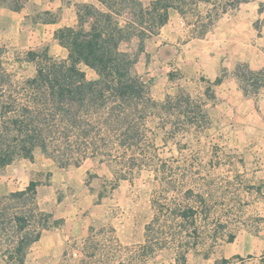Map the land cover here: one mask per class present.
<instances>
[{
  "label": "rangeland",
  "instance_id": "374dc122",
  "mask_svg": "<svg viewBox=\"0 0 264 264\" xmlns=\"http://www.w3.org/2000/svg\"><path fill=\"white\" fill-rule=\"evenodd\" d=\"M25 6L29 14L17 32L8 31L6 19L0 18V78L13 82L35 74L36 61L28 59L29 50L36 52V60L45 52L57 60L67 57L53 40L50 27L35 26L60 17V12L44 14L27 0ZM129 40H123L120 48L137 62L142 49L138 41V49L131 51L136 40ZM136 62L132 71L142 76L151 91L155 81L151 72L144 71L146 63ZM82 70L86 79L96 78L88 66ZM3 88L5 94H25L19 86ZM175 89V96L188 94L179 83ZM172 96L150 105L145 121H136L134 136L128 140L103 138L90 122L91 138L48 140L46 151L34 148L32 161L17 157L0 169H24L27 183L31 179L38 182V210L49 214L48 228L41 240L27 248L24 264H168L173 255L182 264L183 250L195 244L197 254L204 258L211 253L221 256L225 242L243 227L242 218L256 222L264 215V184L253 186L248 194L230 186L239 163L237 155H248L252 174L258 164L253 158L262 156L264 163V140H207L201 98L189 95L192 102L185 105ZM243 201L258 203L234 209V204L241 206ZM187 206L196 208L194 214L183 221L175 219L173 210ZM74 212L81 214L75 217ZM61 214L67 220L79 218V222L95 225L86 232L67 233L61 226ZM258 226L250 224L255 231ZM1 253L0 264H9ZM223 259H218L219 264L229 260L222 263Z\"/></svg>",
  "mask_w": 264,
  "mask_h": 264
},
{
  "label": "trees",
  "instance_id": "16d2710c",
  "mask_svg": "<svg viewBox=\"0 0 264 264\" xmlns=\"http://www.w3.org/2000/svg\"><path fill=\"white\" fill-rule=\"evenodd\" d=\"M25 1L0 0V6L19 11ZM98 1L103 10L79 3L77 25L55 30V39L67 50L65 59H54L45 52L36 60V52L29 50L28 59L36 61L32 77L16 82L0 78V169L17 157L32 161L34 148L46 151L48 140L91 138L87 129L90 122L103 138L128 140L134 136L136 121L143 123L147 108L155 104L147 82L132 71L135 56L122 50L120 44L136 37L141 50L143 41L166 23L168 8L179 7L175 3L179 0H152L147 5L138 0ZM244 1L248 0H226L223 9ZM84 65L95 71V79H86ZM244 69L237 71L242 78L246 77ZM4 86L10 90L19 86L25 94H5ZM174 98L185 105L192 102L188 94ZM37 185L31 179L23 190L0 196V251L9 264H23L27 247L48 228L49 214L38 210L35 200ZM173 212L175 219L183 221L194 209L187 206ZM180 258L183 263L184 256ZM259 264H264V253Z\"/></svg>",
  "mask_w": 264,
  "mask_h": 264
},
{
  "label": "crops",
  "instance_id": "0c3cea01",
  "mask_svg": "<svg viewBox=\"0 0 264 264\" xmlns=\"http://www.w3.org/2000/svg\"><path fill=\"white\" fill-rule=\"evenodd\" d=\"M27 1L29 6L33 3L36 11L60 12L55 22L35 23V26L40 24L50 27L52 37L58 28L77 25V4L87 3L104 9L98 0ZM138 1L147 5L152 0ZM225 2H175L179 7L168 8L166 23L143 41L142 51L135 62L136 65L139 62L146 63L144 71L151 72L155 80L150 91L154 102H164L172 95L175 97L177 83L189 95L201 98V108L206 113L203 127L209 133L207 140H264V0H248L223 9ZM28 14L25 4L19 11L0 8V18L6 19L8 31H19L22 19ZM132 40H136V44H131L130 50L136 51L139 40L132 37L129 41ZM64 51L67 52L66 48ZM244 67L246 77L242 78L237 71ZM216 79L219 81L216 82ZM236 157L239 163L233 171L230 186L233 190L248 194L253 186L264 184L263 159L262 156L260 159L253 158L258 164L254 166L252 174L248 155L243 153ZM26 174L20 168L13 171L6 168L0 172V195L23 190L28 184L25 181ZM257 203L243 201L241 206L238 202L233 207L245 209L256 207ZM80 214L74 212L75 217ZM59 217L67 233L86 232L85 229L90 225H95L92 221L79 222V218L67 220L66 214ZM242 223L243 227L234 232L232 239L223 245L221 256L211 253L204 258L197 254L195 244L193 248L183 250L185 259L182 264H219L220 258L229 259L226 264H259L264 253V227L260 226L264 225V215L260 214L256 222L242 218ZM254 223L259 225L257 231L250 227ZM44 230L31 244L42 239ZM169 261L168 264H180L176 255L171 256Z\"/></svg>",
  "mask_w": 264,
  "mask_h": 264
}]
</instances>
